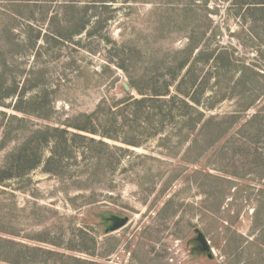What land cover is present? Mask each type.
I'll use <instances>...</instances> for the list:
<instances>
[{"label": "rangeland", "instance_id": "374dc122", "mask_svg": "<svg viewBox=\"0 0 264 264\" xmlns=\"http://www.w3.org/2000/svg\"><path fill=\"white\" fill-rule=\"evenodd\" d=\"M261 3L0 0V176L44 126L94 140L8 171L0 264H264ZM171 71L175 102H126L146 96L124 82L151 92Z\"/></svg>", "mask_w": 264, "mask_h": 264}, {"label": "trees", "instance_id": "16d2710c", "mask_svg": "<svg viewBox=\"0 0 264 264\" xmlns=\"http://www.w3.org/2000/svg\"><path fill=\"white\" fill-rule=\"evenodd\" d=\"M261 4H264V3H261ZM254 6H255L254 4H251V6L248 7V10L249 11L254 10V8H256ZM213 58H214V54H211L209 59H213ZM216 59L217 57L215 58V60ZM184 66L185 64L182 63L181 68H183ZM176 72L171 71L170 79L165 82L163 81V83L161 84L160 83L155 84L157 87H152L151 92L142 91L138 89L134 81H132L131 79V81H129L128 83L131 91L136 89L137 92L141 96H144V97L146 96L147 98L145 97V99L137 100V99H134V97L129 96L126 102L130 105L141 104V103H146V102L153 103L155 105L162 104V103L172 104L177 99L176 96L171 95V87L175 85V83L178 81ZM177 89L179 90V87H177ZM17 92L18 91L15 90L13 94H17ZM130 93L131 92L127 94L130 95ZM183 94L185 95V98L188 97L190 98V100L189 102L185 101L186 103L181 102L182 105H184L187 110L192 111L193 113L199 114V111H197L195 106H200L201 102L198 99H196L194 95H190L189 93H183ZM24 95H25V91L23 90L19 94V103L17 107L15 106L16 111L21 112L23 114H29V110L27 108H24L22 106L23 104H25L26 106L30 108L34 106L42 105L41 100H40V95L34 96L30 99H27L26 101L24 100ZM164 97H170V101H165V99H163ZM0 105H2L1 102H0ZM37 110L38 109H35L36 112H38ZM192 112L190 114L194 116ZM170 114H171V111H170ZM38 117L44 120H49L48 119L49 117L47 116L42 117L41 115H38ZM24 120L25 119H20L18 121L21 123H24ZM67 127L72 128L69 125ZM73 128L81 132L97 134L94 130H91V129L80 128V127H73ZM107 136H108L107 138L114 139L113 137H110L109 135ZM76 139L89 140L91 142H94L93 139H89L86 136L70 133L68 131V128H63V127L54 126V125L44 126L40 130H36L33 133H31V135L28 138H23L22 141H20L18 147L14 150V153L12 154V158L15 160L14 163L15 164L18 163L17 165L18 168L17 169L11 168V169H8V171L13 173L14 170H16V174L26 175L30 173L31 171L35 170L36 168L40 167V165H42L43 163H45V165L47 166L46 171H50V169H48L51 166L50 164L57 163L58 161L61 162L60 159H63L62 157L63 154L67 151V148L71 146L69 141H73ZM33 140H35V144H32ZM100 143L105 144L104 142H100ZM46 147L50 148L51 150V157L48 160H44L43 157H41L40 155L41 153H43L42 151ZM8 171H6V173H3V175L0 176V185H2L6 180L14 177V175L12 174L10 175Z\"/></svg>", "mask_w": 264, "mask_h": 264}, {"label": "water", "instance_id": "95a60500", "mask_svg": "<svg viewBox=\"0 0 264 264\" xmlns=\"http://www.w3.org/2000/svg\"><path fill=\"white\" fill-rule=\"evenodd\" d=\"M123 87L125 88L126 91H130V86L127 82L123 83ZM126 221L125 220H121L119 221L116 225H115V229H119L121 227H123L125 225Z\"/></svg>", "mask_w": 264, "mask_h": 264}]
</instances>
